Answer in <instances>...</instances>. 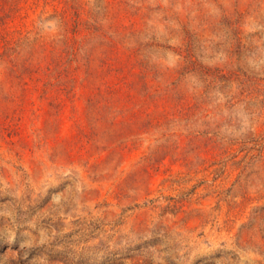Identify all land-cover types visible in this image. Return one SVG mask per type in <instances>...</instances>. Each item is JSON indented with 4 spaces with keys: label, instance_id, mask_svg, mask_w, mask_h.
<instances>
[{
    "label": "rangeland",
    "instance_id": "obj_1",
    "mask_svg": "<svg viewBox=\"0 0 264 264\" xmlns=\"http://www.w3.org/2000/svg\"><path fill=\"white\" fill-rule=\"evenodd\" d=\"M0 264H264V0H0Z\"/></svg>",
    "mask_w": 264,
    "mask_h": 264
}]
</instances>
